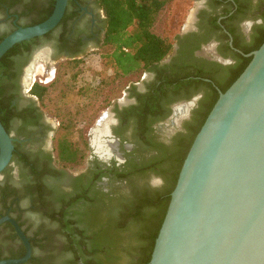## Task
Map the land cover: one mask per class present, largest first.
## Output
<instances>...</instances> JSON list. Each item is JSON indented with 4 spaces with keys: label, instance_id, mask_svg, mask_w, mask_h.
<instances>
[{
    "label": "flooded vegetation",
    "instance_id": "obj_1",
    "mask_svg": "<svg viewBox=\"0 0 264 264\" xmlns=\"http://www.w3.org/2000/svg\"><path fill=\"white\" fill-rule=\"evenodd\" d=\"M51 1L0 0V39L39 23L53 12ZM171 2L168 23L178 26L172 49L123 95L108 105L104 98L82 137H67L79 152L70 162L60 156L64 124L32 93L36 81L31 83L28 65L40 54L60 65L102 47L105 14L97 0H69L54 30L14 51L7 72L0 68L3 115L14 144L0 173V220H16L29 239L31 256L21 264H113L88 254L76 258L72 237L81 235L74 228L87 235L80 252L94 242H114L107 217L146 196L169 195L179 159L208 116L213 94L223 92L242 57H251L245 54L264 37V0H168L165 6ZM26 253L16 227L1 223L0 261Z\"/></svg>",
    "mask_w": 264,
    "mask_h": 264
},
{
    "label": "water",
    "instance_id": "obj_2",
    "mask_svg": "<svg viewBox=\"0 0 264 264\" xmlns=\"http://www.w3.org/2000/svg\"><path fill=\"white\" fill-rule=\"evenodd\" d=\"M69 0H56L42 22L19 27L0 41V60L16 44L41 37L63 19ZM221 92L182 164L149 264H264V42ZM14 144L0 120V173ZM10 221L27 253L29 239Z\"/></svg>",
    "mask_w": 264,
    "mask_h": 264
},
{
    "label": "trees",
    "instance_id": "obj_3",
    "mask_svg": "<svg viewBox=\"0 0 264 264\" xmlns=\"http://www.w3.org/2000/svg\"><path fill=\"white\" fill-rule=\"evenodd\" d=\"M167 1L168 0H97L100 8L105 14L106 32L102 47H109L110 49V51L105 54V57L108 59L114 72V81L126 76L139 75L140 77L144 72L151 69L152 66L162 61L172 49L173 41L168 37L157 34L153 30L158 15L163 10ZM55 2L56 0L51 1L52 11L54 10ZM51 14L52 12L50 14L48 13L40 22L47 19ZM2 39L3 38H1L0 41ZM27 42L28 41L18 43L11 48L0 60V68L3 67L6 69L5 72H7L12 54H14V51L19 50L21 45H27ZM263 42L264 37L255 46L256 49H258ZM251 59L252 57H242L241 67L236 70L233 79L223 87V92L239 77ZM77 63H79V60L68 61L66 64L76 65ZM58 78L59 76L57 80ZM49 89V86L36 82L32 89V93L40 97L43 103L47 105V101H50L52 98L49 94ZM218 97V94L215 92L212 102L209 105V111L213 108ZM4 110L3 87L0 84V119L7 128L8 119L3 115ZM205 120H203L197 128L196 134L187 141L185 151L179 159L169 195L165 198L161 195L153 197L146 196L138 200L134 207L128 209L122 207L117 217H112L113 219L107 217L109 218L108 221L111 226L108 230L112 232L114 242L112 240L109 241V239H105L101 243L94 242L91 248L87 247L85 252H80L83 246L88 245L85 240L87 235L83 234V231L79 228H74L81 235L78 239L75 236L72 237L74 243V247L72 248L76 258L88 254L91 258L99 257L102 260H112L113 264H149L156 238L169 205L171 192L176 185L184 159ZM60 135L62 139L60 142L61 159L67 162L73 159L75 160L79 152H77V150L72 147V143L67 140L69 135L68 129L63 131ZM106 215L109 216V213ZM110 234L111 233H107V236L109 237ZM127 236H129V241L124 244V239ZM76 243L77 247H75ZM104 249L106 254L103 253ZM99 264L105 263L102 261Z\"/></svg>",
    "mask_w": 264,
    "mask_h": 264
},
{
    "label": "rangeland",
    "instance_id": "obj_4",
    "mask_svg": "<svg viewBox=\"0 0 264 264\" xmlns=\"http://www.w3.org/2000/svg\"><path fill=\"white\" fill-rule=\"evenodd\" d=\"M171 4L172 2L160 12L153 30L172 41L178 26L168 23V7ZM109 51V47L91 49L79 59L76 65H67L68 61L57 65L48 60L46 55L40 54L28 65V68H31L29 70L31 83L34 82L33 76L42 69L35 81L50 88L49 94L52 98L47 101V105H44L52 115L63 122L59 135L68 129V138L77 141L81 134L79 132L95 122V115L99 111L101 101L106 98V105H108L113 98L123 95L129 84L141 77L126 76L114 81V72L105 57ZM46 67L50 72L47 77H43L46 74ZM55 69H58V80H54Z\"/></svg>",
    "mask_w": 264,
    "mask_h": 264
},
{
    "label": "bare ground",
    "instance_id": "obj_5",
    "mask_svg": "<svg viewBox=\"0 0 264 264\" xmlns=\"http://www.w3.org/2000/svg\"><path fill=\"white\" fill-rule=\"evenodd\" d=\"M42 70V69H41ZM41 70L39 69V73H37V74H35L34 76H33V80L35 81L36 79H37V76H38V74H40L41 73ZM103 133V132H102ZM104 144V143H103ZM103 144H101L100 142H99V145L100 146H103ZM113 146V145H112ZM100 148V147H99ZM104 152H106V153H108L107 151H104ZM110 152V151H109Z\"/></svg>",
    "mask_w": 264,
    "mask_h": 264
}]
</instances>
